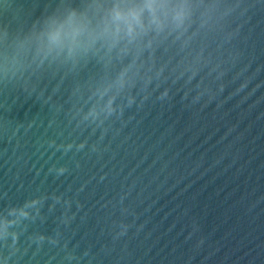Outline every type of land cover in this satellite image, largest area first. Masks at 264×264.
I'll use <instances>...</instances> for the list:
<instances>
[{
  "label": "water",
  "instance_id": "1",
  "mask_svg": "<svg viewBox=\"0 0 264 264\" xmlns=\"http://www.w3.org/2000/svg\"><path fill=\"white\" fill-rule=\"evenodd\" d=\"M139 2L0 0V264H264V0Z\"/></svg>",
  "mask_w": 264,
  "mask_h": 264
},
{
  "label": "clouds",
  "instance_id": "2",
  "mask_svg": "<svg viewBox=\"0 0 264 264\" xmlns=\"http://www.w3.org/2000/svg\"><path fill=\"white\" fill-rule=\"evenodd\" d=\"M169 0H140L139 3L121 5L114 4L106 19L98 29L90 27L85 18L77 17L75 12L69 13L64 21L51 19L46 22V32L49 46H60L64 38H71L77 43V37H83V46L88 47L98 38H103L112 45L121 39L133 40L145 31V16L156 28L161 26L160 13L168 8ZM182 6H178L173 14V20L179 24L183 20Z\"/></svg>",
  "mask_w": 264,
  "mask_h": 264
}]
</instances>
